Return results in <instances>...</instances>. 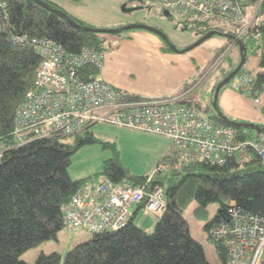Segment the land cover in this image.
I'll use <instances>...</instances> for the list:
<instances>
[{
  "label": "trees",
  "instance_id": "16d2710c",
  "mask_svg": "<svg viewBox=\"0 0 264 264\" xmlns=\"http://www.w3.org/2000/svg\"><path fill=\"white\" fill-rule=\"evenodd\" d=\"M44 1L56 7L48 0ZM6 2L7 14L4 19L0 17V141L5 145L0 158V264H212L203 244L192 236L183 214L191 195L203 202L199 209L202 214L205 213L206 200L220 202L218 211L205 224L206 229L214 220L228 219L233 207L264 214V162L252 151L244 159L230 157L223 165L194 163L168 174L156 175L154 181L163 186L168 182L165 189L167 210L157 217L153 231L145 230L132 217L117 230L94 233L88 240L68 250L64 257L54 251L41 252L33 263L23 259L22 252L42 240L56 237L64 226L63 214L67 203L77 188L88 179L70 176L68 168L72 154L80 146L99 139L87 128L75 134L55 132L48 136H34L23 144L15 143L13 128L16 110L34 83L41 58L32 44L17 42L14 36L28 34L30 37L51 38L73 53L79 52L84 46H91L104 54V39L100 32L78 24L91 25L70 14L64 16L57 13L39 0ZM261 9L264 12V0ZM191 26H203L202 34L211 29L204 24ZM258 28L261 37L246 43V52H241L247 58L251 48L259 57L260 70L251 75L253 91L264 88V18ZM237 66L225 71L223 78ZM189 84H194V81L186 82L184 88ZM188 99L192 100V97ZM212 115L220 123L234 126L239 133L245 128L254 130L218 113ZM259 132H264V128ZM68 137L73 140L69 141ZM104 144L114 148L115 156L105 161L101 175L133 184H140L147 178L149 174L130 173L120 163L114 143ZM195 170L210 180L212 186L199 185L195 188L183 184L185 177ZM184 171L187 174L181 178ZM209 236L216 242L220 264H227L228 250L225 244Z\"/></svg>",
  "mask_w": 264,
  "mask_h": 264
},
{
  "label": "built area",
  "instance_id": "2783aa9c",
  "mask_svg": "<svg viewBox=\"0 0 264 264\" xmlns=\"http://www.w3.org/2000/svg\"><path fill=\"white\" fill-rule=\"evenodd\" d=\"M138 1L157 3L163 14L167 12L169 18L178 15L186 24H204L231 33L232 45H246L261 37L258 26L262 0ZM0 11L7 14L6 0H0ZM14 40L32 44L41 58L34 83L16 110L13 136L17 145L55 132L75 134L99 121L166 135L172 140L168 154L140 184L118 182L106 175H100L98 181L83 182L63 214V225L71 231L117 230L132 218L136 204L161 217L167 210V196L163 184L154 181L158 174L201 162L223 165L230 157L244 159L252 151L264 162V132L244 129L239 133L234 126L220 123L198 104V98L188 99L193 86L175 95L139 97L100 75L104 59L101 50L84 46L73 53L54 39L28 34L14 36ZM226 55L224 48L213 64ZM235 87L256 97L260 92L253 91V78L246 71L241 72ZM4 149L0 141V158ZM208 231L225 244L227 264H259L264 248V214L233 207L228 219L214 220Z\"/></svg>",
  "mask_w": 264,
  "mask_h": 264
},
{
  "label": "rangeland",
  "instance_id": "374dc122",
  "mask_svg": "<svg viewBox=\"0 0 264 264\" xmlns=\"http://www.w3.org/2000/svg\"><path fill=\"white\" fill-rule=\"evenodd\" d=\"M48 1L53 3L56 9L95 28L119 29L118 32H100L104 39L105 54L104 66L100 75L108 82L114 84L104 76L107 72L106 60L111 58L107 68L127 84L137 85L145 91H157L165 96L175 95L193 86L189 98H198L199 103L206 107L209 113L214 114L219 111L232 121L253 123L264 128V96L262 94L264 88L260 90L257 97L247 91L238 90L235 87L241 75L238 73L221 86L218 92L216 91L218 84L224 79V72L239 64L242 58L239 45L231 44L232 34L220 30L224 34H213L200 44L190 47L202 37L203 26L192 27L183 22L178 15L166 18L162 7L157 3L147 2L143 3L145 6L143 5L142 9L129 10L140 5L141 2L138 0ZM259 12L262 13L261 20H263L264 12L262 9H259ZM3 16L4 13L0 11V17ZM142 18H147L149 23L163 26L173 42L164 41L144 28H125ZM165 45L172 49L174 46L182 47L184 50L182 53H177L166 49ZM224 48L227 50V55L213 64ZM258 61V55L249 48L246 62L240 71H246L253 76L260 69ZM201 72H205L203 78L202 76L197 78L196 83L184 88L183 79L188 74L195 73L194 77ZM162 95L156 97H164ZM89 129L94 132L99 141L82 145L72 154L68 171L74 179L88 178L87 180L94 181L100 179V171L105 161L115 156L114 148L106 146L104 142L114 143L120 163L127 167L130 173L137 175L153 173L159 162L168 154L171 146V140L166 135L121 126L109 121H99L92 124ZM68 140L73 139L68 137ZM185 174L187 171L181 174V178ZM184 183L195 188L199 185L212 186L210 180L200 176L198 170L186 176ZM167 187L168 182L166 181L164 188L167 189ZM221 196L226 203H229L224 195ZM202 203L195 195H191L183 214L188 221L192 236L203 244L208 260L212 264H220L221 258L217 252L216 242L209 236V231L205 227L207 221L218 211L220 202L206 200L204 214L199 212ZM155 219L154 215L144 209L137 216V222L145 227L146 223L151 224V228L148 229L150 231L155 229L157 222ZM93 234L94 232L88 229L81 228L71 231L63 226L57 232L56 237L38 242L22 252L21 257L29 263H33L41 252L56 251L64 257L68 250L88 240ZM259 264H264V248Z\"/></svg>",
  "mask_w": 264,
  "mask_h": 264
},
{
  "label": "water",
  "instance_id": "95a60500",
  "mask_svg": "<svg viewBox=\"0 0 264 264\" xmlns=\"http://www.w3.org/2000/svg\"><path fill=\"white\" fill-rule=\"evenodd\" d=\"M39 1H40L41 3L47 5L50 9H52L53 11H55V12H57V13H60V14H62V15H64V16L68 15L66 12H64V11H62V10H59V9H56V8H54V7H52V6H50V5H49L47 2H45L44 0H39ZM123 7H124V9H126V8H125V5H124ZM143 7H144V6H142V5H138V6L133 7L132 9H129V10L142 9ZM164 15L167 16V17H169L167 12H164ZM73 22H75V23L78 24V22H76V21H74V20H73ZM78 25H80V26H82V27H84V28H86V29L94 30V31H96V32H118V31H119V29L95 28V27H93V26H86V25H81V24H78ZM125 28H126V29L144 28V29H147V30H150V31L156 33L157 35H159V36H161V37H166L165 33H164L161 29H159V28H157V27H155V26H152V25L144 24V23H138V22H136V23H134V24L127 25ZM216 33H218V34H224V33H222L220 30H217V29H211V30L207 31L206 33H204V34L202 35V37L199 38V39H198L193 45H191L190 47H194V46L200 44L205 38H207L208 36H211V35H213V34H216ZM225 35H227V34H225ZM166 38H167V37H166ZM167 42H170V40L167 39ZM171 44H172V43H171ZM172 45H173V44H172ZM246 47H247V46H246L244 43H239V48H240V51H241L242 53L246 52ZM173 49L180 51L178 48H176V46H174ZM181 50L183 51L184 49H181ZM245 59H246V58H245V55L242 54L241 61H240V63L238 64V66L235 68V70H233L230 74H228L226 77H224V79L218 84V86H217V88H216V91H217V92H218V89H220L221 86H223L226 82H228L231 78H233V77H234V76H235V75H236V74L242 69V67H243V65H244V63H245ZM217 92H216V98H217ZM217 113H218L220 116H223V115L221 114V112L217 111ZM223 117H225V116H223ZM231 121H232V120H231ZM232 122L235 123V121H232ZM240 123L243 124V125L246 126V127H251V128H253V129H256V130L262 131V127H261V126L255 125V124H253V123H242V122H240Z\"/></svg>",
  "mask_w": 264,
  "mask_h": 264
},
{
  "label": "crops",
  "instance_id": "0c3cea01",
  "mask_svg": "<svg viewBox=\"0 0 264 264\" xmlns=\"http://www.w3.org/2000/svg\"><path fill=\"white\" fill-rule=\"evenodd\" d=\"M151 32V31H150ZM155 35H157L156 33H154ZM157 36H159V35H157ZM160 37V36H159ZM165 48L166 49H168V50H173V51H175V52H177V53H182L183 51H178V50H174V49H172V48H170L168 45L166 46L165 45ZM179 48V47H178ZM179 49H183L182 47H180ZM110 61H111V58L109 59H107L106 60V63H105V67H106V69H107V72L106 73H104V76L108 79V80H110L111 82H113L114 83V85H116V86H119V87H121L122 86V88H124V89H126L127 91H129V92H131L132 94H135V95H139V96H141V97H146V98H148V97H156V96H161L162 95V93H157V91H155V92H152V91H145V90H143V89H141V88H139V87H137V85H131V84H127V83H125L121 78H119V77H116L115 75H113L114 74V72L112 71V70H109L107 67H108V65H109V63H110ZM258 70H260V69H258ZM195 73H190V74H188L184 79H183V81H184V85H185V83L186 82H191V81H194V83H196V79L197 78H200L201 76H202V78H203V76L204 75H202V74H205V72H201L199 75H196V76H194L193 77V75H194ZM182 91V90H181ZM169 94V93H168ZM263 96H264V89H263ZM162 96H165V95H162ZM170 138V137H169ZM170 140H171V138H170ZM171 144H172V140H171ZM171 147V146H170ZM143 209V207L141 206V205H138V204H136V205H134L133 207H132V211H133V218H134V220H135V222L139 225V226H141L142 228H144L145 230H148L149 228H151L150 226H151V224L150 223H146V227H145V225H143V224H141L140 222H137V216H138V213L141 211ZM157 220V217H156V219H155V221ZM150 231V230H149Z\"/></svg>",
  "mask_w": 264,
  "mask_h": 264
},
{
  "label": "flooded vegetation",
  "instance_id": "af4514ba",
  "mask_svg": "<svg viewBox=\"0 0 264 264\" xmlns=\"http://www.w3.org/2000/svg\"><path fill=\"white\" fill-rule=\"evenodd\" d=\"M140 3V2H139ZM140 5H144L143 3H140ZM145 6V5H144ZM164 15V14H163ZM165 16V15H164ZM166 18H167V16H165ZM138 23H144V24H148V25H152V26H155V27H157V28H159V29H161L164 33H165V35H166V37H161L164 41H167V39H169L171 42H173L172 41V39L170 38V36L167 34V32L165 31V29L163 28V26H161V25H158V24H153V23H149L148 21H147V18H142V19H138V21H137ZM147 30V29H146ZM147 31H150V30H147ZM152 32V31H151ZM154 33V32H153ZM170 47V46H169Z\"/></svg>",
  "mask_w": 264,
  "mask_h": 264
},
{
  "label": "bare ground",
  "instance_id": "6f19581e",
  "mask_svg": "<svg viewBox=\"0 0 264 264\" xmlns=\"http://www.w3.org/2000/svg\"><path fill=\"white\" fill-rule=\"evenodd\" d=\"M211 29H214V28H211ZM227 34H231V33H228V32H227ZM232 36H233V35H232ZM252 129H253V128H252ZM254 130H256V129H254ZM257 131H259V130H257Z\"/></svg>",
  "mask_w": 264,
  "mask_h": 264
}]
</instances>
